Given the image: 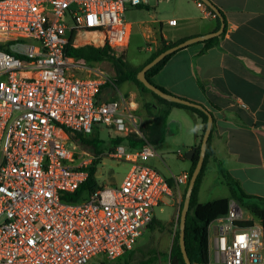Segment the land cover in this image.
<instances>
[{"label":"built area","instance_id":"obj_1","mask_svg":"<svg viewBox=\"0 0 264 264\" xmlns=\"http://www.w3.org/2000/svg\"><path fill=\"white\" fill-rule=\"evenodd\" d=\"M149 3L0 0V264L119 259L134 249L164 198L188 185L189 172L173 176V186L150 164L159 155L134 100L98 99L103 90L117 89L114 77L65 55L73 34L74 46L127 49L132 26L126 9ZM79 34L101 40L78 43ZM102 127L111 140L138 144H119L108 153L130 163V170L119 187L99 185L72 200L102 157L79 137L100 138ZM251 220L238 201H229L227 214L208 226L209 264H264V227L242 224Z\"/></svg>","mask_w":264,"mask_h":264},{"label":"crops","instance_id":"obj_2","mask_svg":"<svg viewBox=\"0 0 264 264\" xmlns=\"http://www.w3.org/2000/svg\"><path fill=\"white\" fill-rule=\"evenodd\" d=\"M210 1L226 20L218 46L203 52L204 45L197 43L176 52L152 81L174 96L204 106L214 118L210 140L213 153L202 179L199 202L229 198L225 176L236 181L246 194L264 199V0ZM162 2H172V16L167 18L169 14L159 9ZM197 3L153 0L148 6H128L125 15L131 16V20L126 19L132 30L138 25L152 55L163 42L176 43L217 30L216 17ZM172 19L175 24L169 25ZM168 125H174L175 131ZM200 129L201 121L192 111L171 109L160 151L169 156L173 145L196 148ZM191 163L183 164L178 175L189 172ZM167 169L164 176L174 186L172 177L177 175L168 164ZM215 187L220 196L212 195ZM202 196L211 199L202 201Z\"/></svg>","mask_w":264,"mask_h":264},{"label":"trees","instance_id":"obj_3","mask_svg":"<svg viewBox=\"0 0 264 264\" xmlns=\"http://www.w3.org/2000/svg\"><path fill=\"white\" fill-rule=\"evenodd\" d=\"M197 1L201 2L199 0ZM202 4L207 10L212 12L208 6H206L204 3ZM212 14L216 15L214 12H212ZM220 14L224 19L225 28H226L225 16L221 11H220ZM216 20L218 23V26H217V29H218L220 27V19L218 16H216ZM221 36L215 37L213 39L200 43L204 45L202 51L205 52L214 46H218ZM74 38H75V34L71 36L70 42L65 47V55L67 57L76 59L78 61H83L86 64L91 65V66L97 65L105 61H110L115 71L114 80H115L116 86H121L122 84L127 83V82L134 83L135 85H137V87L142 92L149 93L153 95L156 99L158 98L157 99L159 101L158 104H155V105L150 104V103L144 104L147 114L151 117V121L149 125H147L146 128L144 129V134L146 138L148 139V141L152 143L154 146L157 143H160L164 140V136H165L164 130L166 128L167 119H168L171 109L183 108V109L190 110L200 119L201 129H200L199 135L196 136L197 138L196 153L191 163V169L189 171V177L191 178L192 173L199 159L200 146H201V142L203 138V133L206 129L207 121H208V113L210 114V112L206 110L202 111L196 108H191V107H187L184 105L168 102L160 98L153 92H151L137 79V74L139 73V71L143 69V67L147 63H149L157 55H159L161 52L165 51L169 47L181 43L182 40L176 43H168V44L163 42L161 48L157 50L155 53H153L150 56V58L147 59L140 67H134L128 61L125 60L124 56L121 53L126 49L115 50V49H111L108 45L104 47H97L95 45H89V44L74 46L73 45ZM174 54L175 53L168 55L159 64L151 68L146 73V77L149 80V82L166 93H169V92L157 86L156 84H154L152 81V78L163 68L166 62ZM213 128H214V118H213L212 131H213ZM79 138L81 139L80 144L86 150H89L90 152L96 155L102 154L103 151L106 149L107 145L110 147V149H113L116 145L128 144L132 141L129 138H117L114 140L109 139L108 144H106L103 140H100L99 137L95 135L89 138H81V137ZM210 140H211V136L208 141L206 156L204 159L202 170L196 180V183H195V186L192 192V196L190 200V207H189V211L187 214V220H186L185 243H186L187 254L192 264H209L208 226L215 219L227 214L230 199H234L238 201L242 205V207L252 215L253 220L242 222L244 226H252L254 221H258L264 227V199L246 194L242 190V188L239 186V184L229 176H225L227 185L229 186V189H230L229 198H221V199L213 200V201L206 202V203L199 202L198 194H199V190L201 187L202 179L205 174V171L207 170V164L209 162V159L213 153ZM136 142L141 143L142 141H136ZM130 144L133 147L138 145L135 143H130ZM97 165H98V161L97 162L95 161L88 168L90 172L88 179L75 193L69 195L70 199L72 200L78 199L80 196H82V194L85 191L87 190L95 191L96 189L99 188V184L95 176ZM170 183L172 185V182ZM187 187L188 185L185 187L181 207L183 206V203H184ZM179 222H180V216H178V219H177L178 226L175 231L170 253L169 255L166 256L170 264H186L184 261L180 246H179ZM157 224H160V221H158L155 217L150 225L153 228V227H156ZM156 261H157V256L153 254L146 261H140L139 264H154ZM125 264H138V263H136L135 261L133 262L129 260Z\"/></svg>","mask_w":264,"mask_h":264},{"label":"rangeland","instance_id":"obj_4","mask_svg":"<svg viewBox=\"0 0 264 264\" xmlns=\"http://www.w3.org/2000/svg\"><path fill=\"white\" fill-rule=\"evenodd\" d=\"M150 2L153 3V0H150ZM159 9L169 14L166 16L168 18L172 16L174 5L172 2H162ZM142 14L146 13L143 12ZM126 17L131 20L129 14H127ZM147 45V40L143 37L138 25H134L131 43L129 47L121 53L125 60L131 65L140 67L151 56L146 50ZM98 65L111 77H115V71L110 61H105ZM122 97H125L127 100H134L137 105L135 113L142 119L143 126L146 128L151 121V117L147 114L144 104L147 101L158 104V98L156 99L153 95L142 92L134 83L127 82L121 86H117V89L110 87L104 90L102 100H121ZM168 127L172 132L175 131L174 125H168ZM99 139L108 144L109 132L106 128L102 127ZM155 149L161 158L151 159L150 164L157 168L163 175L167 176L168 174L167 164L171 166L174 174L178 175L183 164L190 162L185 157V153L190 149L188 146L173 145L169 156L164 155V153L160 151L162 149L160 143L155 145ZM109 150L110 147L107 145L101 155L102 157L96 170V180L99 185L119 187L130 170L131 164L110 157L108 154L110 152ZM179 152L184 156L183 158L178 156ZM214 189L215 191L212 195L216 194L215 196H220L218 195L220 192L219 188L215 187ZM184 191L185 188H182L180 193L175 191L172 198H164L163 203L155 210V217L160 221V224H157L156 227L153 228L151 225L148 226L133 250L113 261H108L104 256L99 255L94 257L90 261V264H125L129 260L139 264L140 261H146L153 254L157 256V261L154 264H170L166 256L170 253L175 231L178 226L177 219L180 213ZM205 196H202V201L211 199V197ZM245 212L247 213L246 210Z\"/></svg>","mask_w":264,"mask_h":264},{"label":"water","instance_id":"obj_5","mask_svg":"<svg viewBox=\"0 0 264 264\" xmlns=\"http://www.w3.org/2000/svg\"><path fill=\"white\" fill-rule=\"evenodd\" d=\"M199 1H201L206 6H208L211 9V11L214 12L216 14V16L219 17L220 27L212 33L193 37L190 39H186V40L182 41L181 43L176 44L174 46H171L168 49H166L165 51L161 52L153 60H151L149 63H147L141 71H139V73L137 74V79L151 92H153L154 94H156L157 96H159L160 98H162L168 102L184 105V106L191 107V108H196V109H199L202 111H205V110L208 111L207 109H205L204 106H202L200 104L193 103L191 101L179 98L177 96H174L172 94H169V93H166V92L160 90L155 85L150 83L146 77L147 71H149L151 68H153L157 64H159L168 55L176 53L182 49L188 48L191 45H194L197 43H203V42L210 40V39H213L215 37H220L224 33L225 22H224L223 17L220 14L219 9L210 0H199ZM212 127H213V116L211 113L210 114L208 113V121H207L206 129L203 133V138H202V142H201V146H200L199 159H198L197 165H196V167L192 173V176L189 180L185 199H184V203H183V206L180 208V213H179V216H180L179 246H180V249H181V252H182V255H183V258H184V261L186 264H192L189 257H188L187 250H186V243H185L187 214L189 211L190 200H191V196H192V192H193L196 180H197V178H198V176L202 170V167H203V163H204V159H205L206 151H207V146H208V141H209V138H210L211 133H212ZM195 153H196V148L193 147L185 153V157L189 161L192 162L194 159Z\"/></svg>","mask_w":264,"mask_h":264},{"label":"bare ground","instance_id":"obj_6","mask_svg":"<svg viewBox=\"0 0 264 264\" xmlns=\"http://www.w3.org/2000/svg\"><path fill=\"white\" fill-rule=\"evenodd\" d=\"M94 40L96 43L100 42V36L98 34H79V38L77 40L78 43H81L83 41H90Z\"/></svg>","mask_w":264,"mask_h":264}]
</instances>
